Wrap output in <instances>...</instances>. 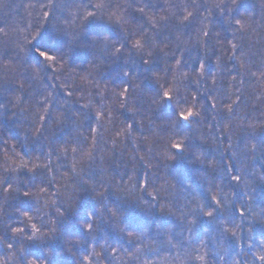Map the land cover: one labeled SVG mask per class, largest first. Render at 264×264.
<instances>
[{"label": "trees", "instance_id": "trees-1", "mask_svg": "<svg viewBox=\"0 0 264 264\" xmlns=\"http://www.w3.org/2000/svg\"><path fill=\"white\" fill-rule=\"evenodd\" d=\"M96 2L0 0V264H264V0Z\"/></svg>", "mask_w": 264, "mask_h": 264}, {"label": "snow or ice", "instance_id": "snow-or-ice-1", "mask_svg": "<svg viewBox=\"0 0 264 264\" xmlns=\"http://www.w3.org/2000/svg\"><path fill=\"white\" fill-rule=\"evenodd\" d=\"M68 5H65L67 7ZM60 8L59 4H54V9L52 13V19H55L56 16V10ZM90 9L86 11V13H81L82 21L84 23V26H96V31L94 33L95 39L103 41L104 38V30L106 28H110L112 24H115L116 26L120 27L123 23H127V19L123 16H119L118 12L114 10L113 5H111L108 0H98V2L91 4ZM142 12L143 9H140ZM51 27V24H50ZM79 27V25L77 26ZM48 31L47 29L45 30ZM66 32H62L59 29H54L50 35L49 39H59L61 36H66ZM73 39L77 42L76 46H82V47H89V45L93 41V36L90 35L87 32H84L83 34L78 31L74 30L73 32ZM45 35L44 33H41L39 36L35 38V43L32 44L31 49L29 50L32 55H34L37 58V63L47 69L50 67V65H45L44 61H52L53 63L57 62V57L59 56L61 59L63 58V55L65 54L63 52V49H54L50 47L47 43L44 42ZM136 49H142L144 45L141 44L139 40L135 42L133 45ZM117 52L120 50L117 49ZM145 63H148L147 60H145ZM157 103L161 104L164 107H173V95L170 94V91H163L159 93V99L156 101ZM178 103V102H177ZM198 113H194L191 108H183L180 110H174L173 116L174 120H172V123L180 127L185 122H188L190 119H194L195 116H197ZM171 119V118H170ZM58 123L59 119L57 120ZM171 147L176 150V155H182L184 152V147L181 143H172ZM27 195V193H25ZM211 213H209L210 215ZM89 232L92 231V225H88Z\"/></svg>", "mask_w": 264, "mask_h": 264}]
</instances>
